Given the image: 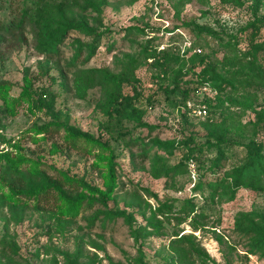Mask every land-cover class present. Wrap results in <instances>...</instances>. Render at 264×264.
I'll return each instance as SVG.
<instances>
[{
    "label": "rangeland",
    "instance_id": "rangeland-1",
    "mask_svg": "<svg viewBox=\"0 0 264 264\" xmlns=\"http://www.w3.org/2000/svg\"><path fill=\"white\" fill-rule=\"evenodd\" d=\"M8 1L0 0V19L12 17L8 12L9 2L10 8L15 6V10H19L13 11L14 15L17 12V18L21 17L24 2H34ZM61 10L72 25H85L99 36L95 39L74 33L70 31L73 27L65 30L57 46L58 54L41 48L39 24L24 23L13 38H0V200L7 202L0 214V241L15 247L17 264H70L78 248L82 257L77 261L81 264H132L139 255L132 232L144 226L152 216L161 221L165 233L158 235L148 227L149 235L138 240L142 244L140 249L145 264H168L164 246L176 231L195 237L204 252L201 257L204 264H264L263 255L249 254L244 242L231 232L232 220L238 211L264 209V195L242 188L232 202L220 198L210 200L209 190L205 187L206 181L222 178L225 171L245 160L242 144L247 143L249 131L242 128L240 134L238 130L250 122L254 114L244 106L258 108L264 105V88L251 89L249 92L255 97L248 99L220 71L227 86L219 92L208 83L207 88L211 90L206 95L211 96V102L209 107L204 106L210 117L225 120L232 126L234 134L243 136L238 138L232 134L240 147H234L223 170L211 175L206 173V168L215 158V150L203 145L199 162L192 160L193 169L187 166L166 180L152 174L154 158L162 157L166 166L177 165L186 154L182 143L189 134L195 136L197 145L203 144L205 130L200 121L180 116L182 109L179 111L174 107L180 104V97L166 99L161 90L165 83L155 79L157 71L141 58L135 72L139 80L135 88L140 94L136 106L143 112L142 126L134 129L132 124L125 123L130 139L136 143L134 146L122 145L108 134L101 135L105 123L99 110L103 95L94 73L99 69L118 72L121 62L138 58L140 48L148 44L147 41L154 48L167 51L165 75L168 76L178 69L185 70L190 62L219 63L226 54L221 45L230 36L240 37L238 50L249 48V31L242 30L253 21L261 26L258 40L262 42L264 0H259L257 6L253 0H238V3L220 0H64ZM191 21L220 38L206 35L198 39L188 26ZM90 42L95 44L94 53L90 55L83 47V59L77 60L76 44ZM178 58H183L184 62L176 61ZM252 62L264 73V46ZM231 70L247 71L248 68L236 65ZM3 83L9 88L2 87ZM47 91L54 96L53 106L49 107L52 109L47 110L45 105L38 111L30 106L29 101ZM124 92L131 95L132 84L125 86ZM48 125L50 129L57 127L58 130L36 131ZM73 134L81 141L77 150L66 148L65 139ZM99 146L107 158L102 163L96 157ZM4 157L15 158L16 162V157L21 159L17 171L30 178L40 175L60 177L65 182L64 189L71 191L73 198L76 193L88 198L86 187L104 191L102 176L111 161L115 163L119 185L115 191L116 200L108 201L106 207L97 204L88 208L83 203L77 215L70 218L62 213L65 202L48 199L37 204L35 191L28 194L11 191L3 180ZM198 186L201 189L198 190ZM136 195L140 196L139 212L136 206H129ZM161 203L171 205L166 217L157 212ZM7 204L24 208L21 217L12 220ZM105 209L119 215L103 224L99 220L93 225L88 224L96 210ZM199 213L205 217L198 218Z\"/></svg>",
    "mask_w": 264,
    "mask_h": 264
},
{
    "label": "trees",
    "instance_id": "trees-1",
    "mask_svg": "<svg viewBox=\"0 0 264 264\" xmlns=\"http://www.w3.org/2000/svg\"><path fill=\"white\" fill-rule=\"evenodd\" d=\"M10 1V0H9ZM8 1V2H9ZM222 3H238V0H220ZM64 0H34V2H24L23 10L20 11L21 17L17 18V12L14 8H10V2L8 3V12L12 13L11 18L0 19V38H13L17 32L22 29L24 23L39 24L42 31L41 36V48L51 54L56 53L57 46L63 37L65 30H70L72 27L74 33H81L85 36L94 37L96 39L99 36L97 33L92 31L85 25L74 26L70 23L66 15L62 14L61 5ZM253 4L257 6L259 0H253ZM13 11H17L14 15ZM193 30L194 35L201 39L203 36L211 35L215 39H219L220 36L214 33H208L205 27L200 26L195 21H191L188 24ZM261 26H258L256 22L245 28L243 31H249L250 45L247 50L240 51L237 46L240 42V37H229L221 47L225 51V55L219 63L204 64L202 61L197 63L190 62V66L185 70L178 69L171 75H165V67L167 61V51L159 50L148 44L142 46L139 50L137 59H129L126 62H121V66L118 72L113 73L109 70H97V85L101 88L103 102L100 105V113L105 119L104 125L101 127V135L108 134L113 140L120 141V143L126 146H134L136 140H131L128 129L125 127V123L132 124L134 129H139L142 126L141 118L143 112L141 108L136 106V103L140 101V94L136 90L135 86L139 83L138 78L135 75L136 69L138 68V62L142 58L145 62H148L152 67L155 68L157 74L155 79L165 83V86L161 87L162 93L166 99L172 98L178 95L181 99L179 105H175L181 113L180 116L187 119L188 112L186 110L185 102L188 100H194V103H201L209 107L211 102V96L204 94L198 96V90L203 86L217 89L222 92L227 86V82L223 81L220 71L227 76L226 80L235 84L236 89H240L247 98H254L249 91L256 89L257 87L264 88V73L257 70L252 62L256 60V55L259 50L264 46V37L262 42L258 40L259 30ZM73 34V33H72ZM70 34V35H72ZM151 40V38H150ZM39 41V40H38ZM205 42V40H203ZM198 44V42L196 41ZM206 43V42H205ZM77 53L76 59L81 57L82 61V48L92 55L94 53L95 44L80 45L76 44ZM75 46V47H76ZM60 53L57 51V54ZM229 54V55H228ZM176 61L184 62L183 58H178ZM247 67V71L232 72L233 66ZM132 84V93L127 94L124 92V87ZM2 87L9 88L7 83H3ZM229 85V84H228ZM211 90V89H210ZM4 99V97H3ZM151 99V96H150ZM54 96L50 95V92L37 94L36 100L29 101L30 106L36 110L47 105V110H50L53 106ZM233 103V102H232ZM207 107V108H208ZM246 109H251L253 112V119L246 125L239 128V133L242 134V128H247L249 135L247 136V143L242 144L245 151V160L238 166L231 168L229 171H225L223 177L214 180L206 181L205 187L209 190L208 198L213 199H226L227 202H232L235 199L237 192L242 189H252L256 193L264 195V137L259 140L258 137L264 136V105L254 108L253 106H244ZM5 111V110H4ZM3 111V112H4ZM207 111V110H206ZM202 127L205 130V136L203 144L197 145L195 142V136L188 135L185 142L182 145L185 146L186 154L182 157V160L174 166H166L163 163V158L156 156L154 158L153 166L151 169L152 174L155 178H165L166 180L171 177L177 171L187 169L188 161L194 160L199 162V157L202 154L203 145L207 149L215 150V158L210 162L206 168V173L211 175L225 168V163L235 146H239L232 138L234 130L230 124L225 120H218L210 117L207 111V116L203 120H199ZM58 128L52 127L51 129L45 126L37 128L38 133H48V131L56 132ZM235 137L242 138L243 136L238 133L234 134ZM76 135H71L66 138L67 149L77 150L79 147V139ZM240 147V146H239ZM99 154L96 155L97 161L102 163L107 161V158L103 156V150L99 146ZM20 158V156L18 157ZM15 161V158L4 157V182L10 188L11 191L17 194H28L35 191V200L38 204L40 200L54 199L58 203H63L62 213L70 218L75 217L78 211L82 208L83 203L86 207H94L95 205H101L106 207L108 201L115 202L116 196L115 191L119 189V185L116 182L115 177V163H109L107 171L103 173V186L104 191L97 188H87L89 197L81 193H76L73 198L71 191L64 189V181L60 177L51 178L49 176L40 175L34 178L31 176H25L17 171V164L20 165L21 159ZM145 159V156H144ZM25 162V161H23ZM184 164H183V163ZM203 168V166H201ZM67 180V179H65ZM201 189L200 186L197 188ZM56 192V193H55ZM6 200H11L10 197L4 196ZM129 206H136V211H140V196L136 195L132 198ZM5 200H0V214L3 208H6ZM66 206V212H65ZM8 213L12 220L15 217H21L24 208H20L15 204H7ZM171 205L161 203L157 209L163 217H166V213H169ZM94 216L88 219V224L93 225L96 221H100L103 224L105 221L113 220L118 212L112 214L107 209L96 210ZM124 218L126 215L120 214ZM198 218H204L202 213L197 214ZM70 218L68 220H70ZM166 219V218H165ZM161 221L155 219L154 216L148 219L144 226H139L133 230V238L138 245L137 251L139 253L132 264H145L144 257L141 252V242L138 240L149 235L146 228H151L157 232L158 235H164L165 231L163 226L160 224ZM232 234L236 235L241 241L244 242L247 251L252 255H263L264 256V209L250 211H238L232 220ZM166 260L168 264H204L201 257L204 256L203 250L199 247V244L195 242V237L192 234H182L181 231L172 232L170 239L164 246ZM15 247L6 244L4 241H0V264H17L14 255ZM82 257V254L78 248L77 254L71 259L70 264H81L77 261V258Z\"/></svg>",
    "mask_w": 264,
    "mask_h": 264
},
{
    "label": "built area",
    "instance_id": "built-area-1",
    "mask_svg": "<svg viewBox=\"0 0 264 264\" xmlns=\"http://www.w3.org/2000/svg\"><path fill=\"white\" fill-rule=\"evenodd\" d=\"M210 89L207 88V86H203L198 90V96H202L206 93H209ZM186 110L188 112V116L193 118L194 120H203L207 116L206 108L201 103H194L191 100H188L185 102ZM188 167L189 169H193L194 164L192 160L188 161Z\"/></svg>",
    "mask_w": 264,
    "mask_h": 264
}]
</instances>
